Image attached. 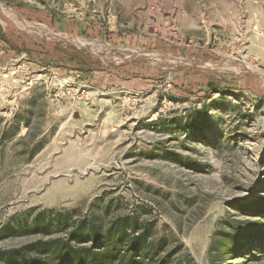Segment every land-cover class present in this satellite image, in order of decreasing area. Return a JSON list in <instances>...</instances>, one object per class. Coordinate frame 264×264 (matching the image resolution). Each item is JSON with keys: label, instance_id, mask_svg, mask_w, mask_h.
I'll use <instances>...</instances> for the list:
<instances>
[{"label": "rangeland", "instance_id": "374dc122", "mask_svg": "<svg viewBox=\"0 0 264 264\" xmlns=\"http://www.w3.org/2000/svg\"><path fill=\"white\" fill-rule=\"evenodd\" d=\"M0 32L89 58L0 37V264H264V0H0Z\"/></svg>", "mask_w": 264, "mask_h": 264}, {"label": "trees", "instance_id": "16d2710c", "mask_svg": "<svg viewBox=\"0 0 264 264\" xmlns=\"http://www.w3.org/2000/svg\"><path fill=\"white\" fill-rule=\"evenodd\" d=\"M0 37L2 38L3 41H5L8 45H10V47L18 54L20 53H25L27 55V57L36 63H39L42 67L46 68L49 66H62L63 64H77L78 66V70H83L84 67L86 65L89 66V58L85 57V56H81L79 54H75V55H69L66 54L65 51L60 53V55L62 56V58L60 60H58L56 63H50V61H46L43 62L40 60V57L34 53H32L29 49H24L23 51H20L19 49H17L16 47H13L12 43L10 42V40H8L7 38H5V36L0 32ZM211 91H217L219 92L220 89L216 86V87H210ZM71 238H74V236H72ZM96 241L98 242L99 239H96ZM62 253H65L66 255H63V257H60L62 260L61 262H69V264H101L100 262H98L97 259H95V257H92L90 260L87 259V254L81 253L80 251H75L72 250V248H68L66 251H62ZM61 256V255H60ZM7 260V264H37L36 262H29L27 261L26 257L21 256V255H8L6 257ZM127 264H135L133 262H128Z\"/></svg>", "mask_w": 264, "mask_h": 264}]
</instances>
